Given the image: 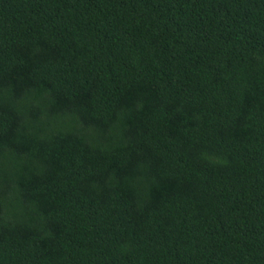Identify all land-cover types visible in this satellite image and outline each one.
Segmentation results:
<instances>
[{"label":"trees","instance_id":"1","mask_svg":"<svg viewBox=\"0 0 264 264\" xmlns=\"http://www.w3.org/2000/svg\"><path fill=\"white\" fill-rule=\"evenodd\" d=\"M0 264H264V0H0Z\"/></svg>","mask_w":264,"mask_h":264}]
</instances>
